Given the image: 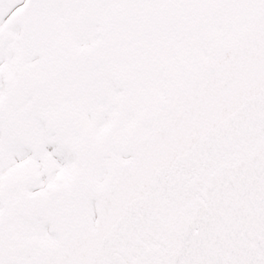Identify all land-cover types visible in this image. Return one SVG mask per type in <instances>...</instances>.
Listing matches in <instances>:
<instances>
[{"label":"snow or ice","instance_id":"snow-or-ice-1","mask_svg":"<svg viewBox=\"0 0 264 264\" xmlns=\"http://www.w3.org/2000/svg\"><path fill=\"white\" fill-rule=\"evenodd\" d=\"M0 264H264V0H0Z\"/></svg>","mask_w":264,"mask_h":264}]
</instances>
